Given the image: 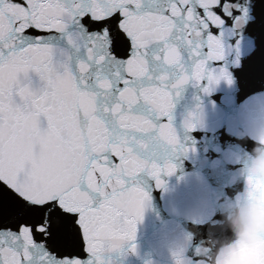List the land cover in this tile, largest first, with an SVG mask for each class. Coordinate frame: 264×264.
<instances>
[{
    "label": "snow or ice",
    "instance_id": "6c2138e0",
    "mask_svg": "<svg viewBox=\"0 0 264 264\" xmlns=\"http://www.w3.org/2000/svg\"><path fill=\"white\" fill-rule=\"evenodd\" d=\"M222 82L264 90V0H0V264L135 253L146 179L165 187L195 151L177 98ZM185 239L175 264H200L207 245Z\"/></svg>",
    "mask_w": 264,
    "mask_h": 264
},
{
    "label": "water",
    "instance_id": "95a60500",
    "mask_svg": "<svg viewBox=\"0 0 264 264\" xmlns=\"http://www.w3.org/2000/svg\"><path fill=\"white\" fill-rule=\"evenodd\" d=\"M189 113L199 118L191 132L182 128ZM175 120L195 151L172 158L176 171L162 177L165 187L146 179L151 199L137 225L136 252L113 254L118 264H175L173 252L190 234L207 245L200 264H264V195H244L241 174L264 177V90L222 82L204 94L189 84L176 100ZM237 215L246 223L239 238L232 225Z\"/></svg>",
    "mask_w": 264,
    "mask_h": 264
},
{
    "label": "clouds",
    "instance_id": "9594fccd",
    "mask_svg": "<svg viewBox=\"0 0 264 264\" xmlns=\"http://www.w3.org/2000/svg\"><path fill=\"white\" fill-rule=\"evenodd\" d=\"M256 151V149H254ZM259 159V157H258ZM232 225L235 231L236 236L239 238L241 235L245 233L246 230V223L244 219L237 215L233 220H232Z\"/></svg>",
    "mask_w": 264,
    "mask_h": 264
}]
</instances>
